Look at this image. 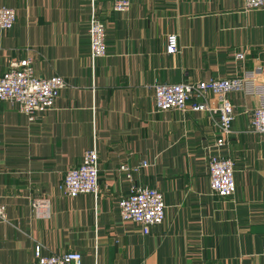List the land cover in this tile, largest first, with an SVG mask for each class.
<instances>
[{"label": "crops", "instance_id": "0c3cea01", "mask_svg": "<svg viewBox=\"0 0 264 264\" xmlns=\"http://www.w3.org/2000/svg\"><path fill=\"white\" fill-rule=\"evenodd\" d=\"M243 0H0L13 7L0 29V74L10 59L33 58L38 76L68 85L36 121L0 101V264H32L43 255L81 253V264H264V135L251 130L261 98L231 92L233 131L222 156L235 160L236 190L210 191L218 114L156 109V83L231 78L254 70L264 85V8ZM107 27V55L91 56L88 25ZM179 51L166 52L167 36ZM244 53V58L236 57ZM217 104L216 96L209 100ZM88 148L99 154L97 194L64 195L67 169ZM148 166L121 170L123 164ZM165 196V219L145 234L119 213L131 184ZM49 198L48 218L35 199Z\"/></svg>", "mask_w": 264, "mask_h": 264}, {"label": "built area", "instance_id": "2783aa9c", "mask_svg": "<svg viewBox=\"0 0 264 264\" xmlns=\"http://www.w3.org/2000/svg\"><path fill=\"white\" fill-rule=\"evenodd\" d=\"M115 11L126 13L129 11L132 0H111ZM245 11L263 9L264 0H243ZM17 20V13L13 7H0V29H12ZM89 39L91 56L100 58L107 55L106 44L107 27L96 16L89 25ZM179 51L178 36L170 33L167 36L166 52L176 54ZM236 57L243 59L244 53ZM7 69L0 74V101L14 105L17 110L26 115L28 120L36 121L45 111L55 106L61 91L67 87L64 77L54 74L50 77L38 76L35 72L33 58L10 59ZM255 71L248 70L243 75L231 78H214L199 80L197 82L156 83L153 86L156 109L165 110L207 111L215 116L218 114L216 126L219 136L216 139V153L210 156L209 177L210 191L215 196L228 198L236 190L235 160L224 157L219 149L228 144L233 131L235 108L230 100V93L244 91L246 94L255 93L262 99L260 104L250 113L251 130L264 135V85L255 82ZM216 96L217 104L212 106L209 102L211 96ZM99 154L94 148H88L81 157V164L67 169L61 189L64 195L78 196L82 194H97L100 190L99 180ZM148 166L142 162L137 166L123 164L121 170L128 176L132 170ZM32 205L40 217L48 218L50 210L49 198L35 199ZM165 196L155 187L131 184L129 192L119 200V213L126 221L138 224L145 234L151 228L159 226L165 219ZM0 220L6 221V207L0 203ZM264 256V245L262 249ZM82 255L75 250L66 253L36 254L32 264H81Z\"/></svg>", "mask_w": 264, "mask_h": 264}]
</instances>
